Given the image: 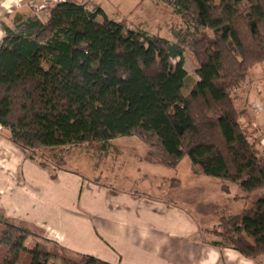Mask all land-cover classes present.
I'll use <instances>...</instances> for the list:
<instances>
[{
  "label": "trees",
  "instance_id": "obj_1",
  "mask_svg": "<svg viewBox=\"0 0 264 264\" xmlns=\"http://www.w3.org/2000/svg\"><path fill=\"white\" fill-rule=\"evenodd\" d=\"M163 1L185 24L173 42L80 0H58L32 15L15 12L12 25L1 22L0 126L44 170L48 159L42 154L37 161L38 151L58 152L51 155L57 172L65 146L84 144L104 156L113 139L135 136L148 147L147 161L174 168L188 157L194 172L219 179L222 189L231 183L246 195L264 190L261 142L246 134L232 95L250 68L264 63V0ZM185 49L197 61L198 76L186 94ZM211 231L219 237L206 242L211 247L260 261L264 193L236 213H222ZM32 235L0 216L7 250L0 264L57 258L120 264L52 239L27 245Z\"/></svg>",
  "mask_w": 264,
  "mask_h": 264
},
{
  "label": "rangeland",
  "instance_id": "obj_2",
  "mask_svg": "<svg viewBox=\"0 0 264 264\" xmlns=\"http://www.w3.org/2000/svg\"><path fill=\"white\" fill-rule=\"evenodd\" d=\"M80 1L88 2L89 9L100 6L106 17L122 19L134 30H143L171 42L176 40V32L185 29L182 18L163 0ZM15 12L32 15L37 11L25 0H0V33H3L1 22L12 25ZM96 19L101 21L102 16ZM183 68L187 76L182 91L186 94L198 79L197 61L188 49L183 52ZM232 95L236 107L241 109L246 134L250 139L260 140L259 147L264 153V63L250 68L242 85L234 89ZM111 144L113 149L104 156H100L96 148L90 149L84 144L65 146L61 153L65 164L55 172L51 155L58 156L57 151H38L37 161L44 160L42 154L48 159L44 170L29 160L0 126V216L33 233L27 245L45 239L61 245L66 233L65 237L68 235L76 242L99 246L103 242L104 228L98 230L96 225L101 222L109 226L113 212L120 215L119 222L129 224L126 223L128 211H132L131 218L141 223L142 211L148 210L150 213L144 214L151 218L145 216L149 219L146 224L152 237L166 245L168 256L176 249L177 253L181 252L183 264H199V257L207 252L206 256L212 260L207 264H231L224 254L238 256L234 251L217 249L206 243L219 239L211 230L218 225L222 213L240 211L264 190L246 195L231 183H225L226 189H222L223 182L219 179L205 176L199 170L194 172L188 157L182 158L174 168L147 161L144 157L148 155V147L135 136H120ZM54 173L56 177H50ZM101 215L108 219H101ZM47 244L52 248V244ZM114 251L120 260L121 255ZM6 252V247L0 243V262ZM48 264L64 263L57 258L50 259ZM254 264H264V256Z\"/></svg>",
  "mask_w": 264,
  "mask_h": 264
},
{
  "label": "crops",
  "instance_id": "obj_3",
  "mask_svg": "<svg viewBox=\"0 0 264 264\" xmlns=\"http://www.w3.org/2000/svg\"><path fill=\"white\" fill-rule=\"evenodd\" d=\"M8 154V153H7ZM6 155V154H2ZM1 157V156H0ZM6 157V156H5ZM127 209H131L128 207ZM131 211V210H130ZM130 211H128L127 221L124 224L119 222L120 215L117 217L116 212H113L111 217H109V226H104L101 222L99 225H96V228H104L102 231V240L101 244L90 246L84 242H76L74 239L71 240L69 236L64 235L63 243L67 249L73 250L79 253H87L95 255L96 257L103 259L111 263H120V264H163V261L166 260L164 264H183V259L181 257V252L177 253L176 249L170 251L171 254L168 256L166 253V245L162 241H159L157 237H152L150 228L146 223L149 219L145 216H149L146 212L142 211V221L134 220L130 216ZM132 212V211H131ZM149 212V211H148ZM150 213V212H149ZM106 216V215H105ZM100 216L101 219H108V216ZM106 219V220H107ZM143 223V224H142ZM71 226V225H70ZM59 243V242H58ZM62 243V244H63ZM107 243L111 246L108 248ZM61 244V245H62ZM95 245V247H94ZM210 248V247H209ZM121 255L120 260L118 257H115V251ZM223 250L234 251L229 248H223ZM110 252V253H109ZM169 252V253H170ZM199 250L195 249V253L198 254ZM238 256L228 257L224 254L225 260L231 264H254L253 260L247 259L240 255L238 252L234 251ZM207 253V252H206ZM199 257V264L203 262L207 264L211 263L212 260L209 258V255ZM243 259L244 261H242ZM163 260V261H162ZM248 261V262H247ZM207 262V263H206ZM215 264V262L213 263Z\"/></svg>",
  "mask_w": 264,
  "mask_h": 264
},
{
  "label": "built area",
  "instance_id": "obj_4",
  "mask_svg": "<svg viewBox=\"0 0 264 264\" xmlns=\"http://www.w3.org/2000/svg\"><path fill=\"white\" fill-rule=\"evenodd\" d=\"M34 10L40 11L46 5L56 2L58 0H25Z\"/></svg>",
  "mask_w": 264,
  "mask_h": 264
},
{
  "label": "clouds",
  "instance_id": "obj_5",
  "mask_svg": "<svg viewBox=\"0 0 264 264\" xmlns=\"http://www.w3.org/2000/svg\"><path fill=\"white\" fill-rule=\"evenodd\" d=\"M3 35V33H0V36H2Z\"/></svg>",
  "mask_w": 264,
  "mask_h": 264
}]
</instances>
